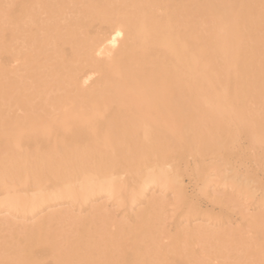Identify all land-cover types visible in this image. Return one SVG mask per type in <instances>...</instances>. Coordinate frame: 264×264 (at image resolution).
Wrapping results in <instances>:
<instances>
[{
  "label": "bare ground",
  "instance_id": "1",
  "mask_svg": "<svg viewBox=\"0 0 264 264\" xmlns=\"http://www.w3.org/2000/svg\"><path fill=\"white\" fill-rule=\"evenodd\" d=\"M0 264H264V0H0Z\"/></svg>",
  "mask_w": 264,
  "mask_h": 264
}]
</instances>
